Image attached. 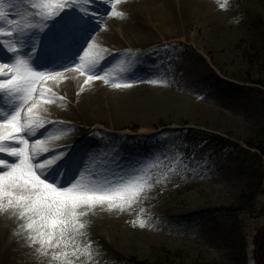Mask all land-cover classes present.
<instances>
[{"label": "rangeland", "instance_id": "1", "mask_svg": "<svg viewBox=\"0 0 264 264\" xmlns=\"http://www.w3.org/2000/svg\"><path fill=\"white\" fill-rule=\"evenodd\" d=\"M55 1L26 0L21 5L33 11ZM222 2L230 15L223 28L229 35L226 41L212 44L209 32L199 27L189 31L190 42L157 53L159 61L166 56L171 61L172 57L198 61V67L187 76L185 104L219 116L221 127H215L210 119L187 115L162 116L147 128L136 121L126 123L119 133L136 135L144 128L160 136L132 140L124 146L119 143L120 149L103 152L96 163L92 159L88 165H80L79 171L88 174V180H83L86 184L104 182L113 195L130 186L136 189L135 196L126 202L117 199L111 207L114 210H109L110 217L104 220L94 221L87 215V226L70 230L75 232L74 238L70 231L65 232L59 247L41 250L36 243L32 251L21 255H10L0 248V264H264V162L257 150L249 148L250 143L264 145V0ZM77 3V10L89 4L91 11L101 4L93 0ZM16 5L18 0H0L1 11ZM88 21L98 24L91 17ZM37 51V47L31 48V53ZM132 79L146 84L151 81L146 72L132 69L121 83ZM104 129L101 133L106 135ZM198 132L223 137L240 150H230L222 158L206 154L199 162L187 152ZM77 137L82 139L83 135ZM134 148L142 152H134ZM217 184L225 187L223 194L229 197L219 202L214 199L208 208L187 209L188 202L203 193V188L212 189L215 195ZM203 199L200 197L198 203ZM256 215L259 218H254ZM225 230L237 252L233 262L223 252L217 254L209 242L211 231ZM140 236H147L150 242L140 243L136 240Z\"/></svg>", "mask_w": 264, "mask_h": 264}, {"label": "bare ground", "instance_id": "2", "mask_svg": "<svg viewBox=\"0 0 264 264\" xmlns=\"http://www.w3.org/2000/svg\"><path fill=\"white\" fill-rule=\"evenodd\" d=\"M18 1L19 5L0 10V64L19 67L22 60L32 70L47 74L36 84V91L24 105L21 118L34 162L54 158L55 164L48 171L50 182L62 178L67 183L74 179L73 183L78 182L85 189L97 188L110 193V186L104 182L86 184L83 181L85 174L75 176L74 173L80 165H88L92 159L96 163L103 152L108 154L113 147L120 149L119 143L124 146L132 140L159 137L155 135L156 131L150 133L144 128L162 116L178 118L187 115L196 120L210 119L215 127H221L219 116L185 104L183 93L189 82L187 76L191 69L194 71L198 67V61L173 57L171 61L167 56L159 61L157 53L187 42L189 31L199 27L209 32L212 44L226 41L229 35L223 28L230 15L226 14L227 8L222 0H93L95 4L101 3L93 9L99 13L102 22L89 37L81 38V49L77 51H70L63 44L57 48L56 36L71 35L79 24L85 22L90 14L89 4L81 6L82 10L77 14L72 5L66 7L70 0H56L54 4L34 8L33 11L22 7L21 2L26 0ZM71 37L67 36L66 40L70 41ZM32 47H37L39 52L31 53ZM12 67L0 68V79L11 78ZM132 69L146 72L151 81L159 83L146 84L138 79L121 83L123 75ZM99 70L102 72H97ZM89 76L93 79L89 80ZM113 76L119 78L113 79ZM129 83L131 87H115L116 84ZM23 95L0 92V119L10 118L13 111L7 109L8 102L23 100ZM29 107L33 108L31 122ZM52 121L61 123L53 125ZM134 121L144 127L140 133H119L122 126ZM101 129L107 134L101 133ZM7 131L9 129H0V133ZM77 134L83 138H78ZM3 144L9 147L15 142L5 141ZM97 145H102V149ZM133 150L142 152L139 148ZM0 159L18 162L7 152L0 153ZM79 160L82 161L80 164ZM0 168L6 169V166ZM60 168L63 172L61 177L57 174ZM224 189L223 185L217 184L214 195L212 189L203 188V193L188 202L187 209L200 210L213 205L214 199H219L218 202L225 200L229 195L223 194ZM200 197H204L201 204L198 203ZM111 207L112 203L107 200L81 206L77 209L76 219L79 224L87 226L90 217L94 221L110 217ZM87 215L91 216L88 218ZM26 223L18 215V210L8 205L7 197L0 201V248L7 254L21 255L33 250L26 228L21 227ZM70 235L74 238L75 232L70 231ZM147 236L136 240L142 244L149 243ZM208 236L217 254L223 252L230 258L229 262L237 258L232 236L227 230L220 233L211 231Z\"/></svg>", "mask_w": 264, "mask_h": 264}, {"label": "snow or ice", "instance_id": "3", "mask_svg": "<svg viewBox=\"0 0 264 264\" xmlns=\"http://www.w3.org/2000/svg\"><path fill=\"white\" fill-rule=\"evenodd\" d=\"M90 46L89 44L88 47ZM19 64V67L0 64V68L12 67L11 78L0 79V92L24 94L23 100L11 113L10 118L0 119V129H9L0 133V153L7 152L18 160L9 163L0 159V166H6V169L0 168V201L8 198V205L17 209L18 215L27 221L21 227L27 230L28 242L33 245L39 243L43 250L46 247H59L64 241L65 232L77 226L83 227L76 219L77 209L81 206L107 200L115 207L117 199L126 202L135 196L136 189L128 186L113 195L97 188L85 189L78 182L73 183L74 179L67 183L62 178L50 182L48 171L55 164L54 158L34 162L29 153V140L25 138V125L21 118L24 105L36 91V84L47 74L32 70L24 61ZM88 79H93V76ZM122 86L131 87L132 84L115 85L117 88ZM27 111L31 122L33 108L29 107ZM51 123L55 125L61 122ZM5 141L15 142V145L5 147Z\"/></svg>", "mask_w": 264, "mask_h": 264}, {"label": "trees", "instance_id": "4", "mask_svg": "<svg viewBox=\"0 0 264 264\" xmlns=\"http://www.w3.org/2000/svg\"><path fill=\"white\" fill-rule=\"evenodd\" d=\"M201 141H205L204 151L211 150L215 154L222 155L226 149H232L233 147H238L235 144H232L230 141L222 139L220 137L208 134L199 135ZM251 147L257 148L262 155L264 156V145L261 144H250Z\"/></svg>", "mask_w": 264, "mask_h": 264}]
</instances>
